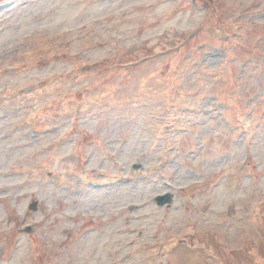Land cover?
<instances>
[{"label":"rangeland","instance_id":"374dc122","mask_svg":"<svg viewBox=\"0 0 264 264\" xmlns=\"http://www.w3.org/2000/svg\"><path fill=\"white\" fill-rule=\"evenodd\" d=\"M261 112L264 0H0V264H264Z\"/></svg>","mask_w":264,"mask_h":264},{"label":"water","instance_id":"95a60500","mask_svg":"<svg viewBox=\"0 0 264 264\" xmlns=\"http://www.w3.org/2000/svg\"><path fill=\"white\" fill-rule=\"evenodd\" d=\"M169 201H170V196H168V195L161 196V197L157 198V203L160 204V205H162V204H164L166 202H169Z\"/></svg>","mask_w":264,"mask_h":264}]
</instances>
